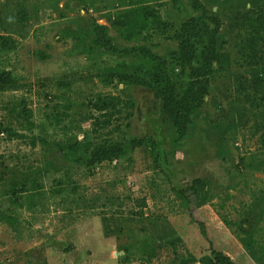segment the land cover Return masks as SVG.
<instances>
[{"label": "rangeland", "instance_id": "1", "mask_svg": "<svg viewBox=\"0 0 264 264\" xmlns=\"http://www.w3.org/2000/svg\"><path fill=\"white\" fill-rule=\"evenodd\" d=\"M212 251L264 264V0H0V264Z\"/></svg>", "mask_w": 264, "mask_h": 264}, {"label": "trees", "instance_id": "2", "mask_svg": "<svg viewBox=\"0 0 264 264\" xmlns=\"http://www.w3.org/2000/svg\"><path fill=\"white\" fill-rule=\"evenodd\" d=\"M124 153V149L121 147H118L117 145H109L107 147H105L103 149V151L101 152L100 156H94L91 155L90 156V160L91 161H95V160H113V159H117L120 157L121 154ZM213 252V251H212ZM214 254V263L217 264H232L231 260L229 259V257L225 254H219L216 252H213Z\"/></svg>", "mask_w": 264, "mask_h": 264}, {"label": "crops", "instance_id": "3", "mask_svg": "<svg viewBox=\"0 0 264 264\" xmlns=\"http://www.w3.org/2000/svg\"><path fill=\"white\" fill-rule=\"evenodd\" d=\"M231 260L234 262V259H233V257H231Z\"/></svg>", "mask_w": 264, "mask_h": 264}]
</instances>
